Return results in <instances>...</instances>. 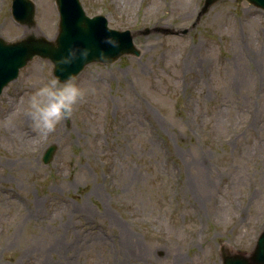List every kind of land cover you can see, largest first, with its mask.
Returning <instances> with one entry per match:
<instances>
[{
  "label": "rangeland",
  "instance_id": "obj_1",
  "mask_svg": "<svg viewBox=\"0 0 264 264\" xmlns=\"http://www.w3.org/2000/svg\"><path fill=\"white\" fill-rule=\"evenodd\" d=\"M33 1L28 26L0 0V37L56 40L55 0ZM81 2L135 32L141 54L88 63L73 77L84 100L46 137L30 120L31 139L17 131L28 97L57 79L53 62L35 54L3 89L0 264H223V247L251 253L264 229V9Z\"/></svg>",
  "mask_w": 264,
  "mask_h": 264
},
{
  "label": "water",
  "instance_id": "obj_2",
  "mask_svg": "<svg viewBox=\"0 0 264 264\" xmlns=\"http://www.w3.org/2000/svg\"><path fill=\"white\" fill-rule=\"evenodd\" d=\"M218 0H205L199 16L206 13L211 5ZM248 2L264 9V0H247ZM60 12V27L56 41L28 35L16 41H7L0 37V93L12 80L17 78L21 67L26 65L35 54L50 59L54 63V75L60 82H65L69 74L76 76L85 65L93 61H100V52L110 57L104 63H110L123 54H141L134 41L136 33L130 29L119 30L109 27L105 15L89 16L80 0H56ZM36 4L33 0H12V13L19 23L32 26L35 24ZM154 29L146 27L141 31L148 35ZM176 32L173 29L165 33ZM183 32H186L184 30ZM113 36L119 41V47L105 44L104 38ZM59 44V47L53 45ZM71 46L87 47L92 50L88 61H77L70 67H58L56 61ZM103 62V61H100ZM54 146L48 148L44 161H50ZM223 264H264V230L262 231L255 249L251 253L232 252L222 248Z\"/></svg>",
  "mask_w": 264,
  "mask_h": 264
},
{
  "label": "clouds",
  "instance_id": "obj_3",
  "mask_svg": "<svg viewBox=\"0 0 264 264\" xmlns=\"http://www.w3.org/2000/svg\"><path fill=\"white\" fill-rule=\"evenodd\" d=\"M112 47H119V41L113 36H106L103 41ZM59 47V44L53 45ZM92 50L87 47L71 46L56 61L58 67H70L77 61H88ZM99 60L107 62L110 57L100 52ZM85 98V90L73 82L72 74L67 81L60 83L52 79L42 84L25 103V114L38 137H46L56 131L61 122L71 119L76 106Z\"/></svg>",
  "mask_w": 264,
  "mask_h": 264
},
{
  "label": "bare ground",
  "instance_id": "obj_4",
  "mask_svg": "<svg viewBox=\"0 0 264 264\" xmlns=\"http://www.w3.org/2000/svg\"><path fill=\"white\" fill-rule=\"evenodd\" d=\"M26 32H28V31H26ZM26 120L24 121V123H23V126L22 127H20L19 129H18V133L19 134H21V136L23 137V138H26V140L27 139H31V137L32 136H30V133H32V129L30 128V126H29V118L27 117V118H25ZM5 133H7V134H9L10 135V133L7 131V130H5ZM12 136H14V134H13V132L11 131V137Z\"/></svg>",
  "mask_w": 264,
  "mask_h": 264
}]
</instances>
